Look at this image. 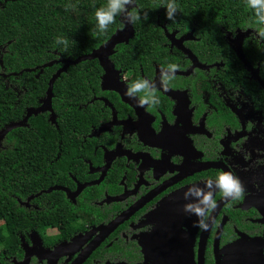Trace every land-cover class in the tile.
<instances>
[{"label":"flooded vegetation","instance_id":"1","mask_svg":"<svg viewBox=\"0 0 264 264\" xmlns=\"http://www.w3.org/2000/svg\"><path fill=\"white\" fill-rule=\"evenodd\" d=\"M162 27L163 51L144 64L114 61L117 46L131 39L116 45L117 89L103 87L96 58L102 73L99 89L79 103L94 116L87 132L78 131V155L48 187L12 194L15 229L8 246L0 244V264H264V41L252 29L224 30L218 50L189 26ZM169 64L178 70L165 91L160 75ZM6 77L0 84L17 93L9 103L0 95V105L17 119L0 125V151L13 146L9 132L20 125L8 127L29 111L22 125L40 113L57 125L49 90L31 105L19 81ZM141 79L155 83L158 105L139 107V96L125 95ZM222 173L239 179L244 196L214 190L203 231L185 211L198 201L185 193L206 192Z\"/></svg>","mask_w":264,"mask_h":264},{"label":"trees","instance_id":"2","mask_svg":"<svg viewBox=\"0 0 264 264\" xmlns=\"http://www.w3.org/2000/svg\"><path fill=\"white\" fill-rule=\"evenodd\" d=\"M170 2L173 0H134L132 6L140 15L133 23L135 37L117 46L114 61L138 65L161 54L166 39L163 25L169 30L189 26L207 47L218 50L224 49L219 43L224 30L264 27L256 23L246 0H174L178 7L174 20L166 17ZM69 5L75 7L66 9ZM106 5L107 0H0V81L5 76L19 81L23 100L36 105L48 93L54 74L66 67L52 89L57 125L50 123L46 113L34 115L28 125L9 132L13 146L0 151L1 245L8 246L15 229L16 199L12 194L40 191L52 184L53 173L66 175L64 170L70 167L65 165L74 163L82 142L78 131L90 129L94 110L91 105L79 109V103L91 97L93 88L99 89L102 67L97 59L70 61L96 50L123 27L124 17L117 16L107 31L98 32L95 12ZM58 37L68 41L66 48L56 43ZM16 93L0 84V95H6L7 103ZM16 115L0 105V125L16 120Z\"/></svg>","mask_w":264,"mask_h":264},{"label":"clouds","instance_id":"3","mask_svg":"<svg viewBox=\"0 0 264 264\" xmlns=\"http://www.w3.org/2000/svg\"><path fill=\"white\" fill-rule=\"evenodd\" d=\"M134 0H107V5L100 7L95 12L97 21V30L99 33L107 31L109 25L115 23L117 16H123L124 19L130 23H135L136 20L140 19V15L135 11ZM132 6V7H130ZM246 6L254 11L256 16V23L258 25H264V0H246ZM67 7L74 8V5ZM132 8V11H129ZM166 17L169 20H174L175 15L178 11V7L173 2L166 5ZM257 42L264 41V27L257 28L256 30ZM56 43L63 44L65 48L68 46V41L61 37H58ZM178 70V65L169 64L166 69L161 70L160 75V86L165 91L168 90L170 83L175 79V73ZM157 88L154 82L141 79L137 80L128 85L125 95L129 98H136L137 105L139 107L155 106L160 103L158 96L156 95ZM143 93V95H139ZM204 189L198 186H193L188 189L185 193V198L193 197L198 203L188 204L185 206V211L195 214L198 220L194 224L195 227L207 231L208 224V213H210L216 207V202L213 199L214 190L221 192L225 199H241L244 196V187L239 179L233 176L231 173L220 174L215 181L208 180L205 183Z\"/></svg>","mask_w":264,"mask_h":264},{"label":"water","instance_id":"4","mask_svg":"<svg viewBox=\"0 0 264 264\" xmlns=\"http://www.w3.org/2000/svg\"><path fill=\"white\" fill-rule=\"evenodd\" d=\"M124 22H125L124 28L117 30L106 43H104L103 45H101L99 48L92 51L91 53L80 56L77 59L72 61L73 63L76 64V63L83 61V60H86V59H96V58L99 59L100 64L103 66V68L105 69V72H106L104 77H103L104 80L102 83L103 87L105 89H117L115 86L111 85V82L114 83L116 81L114 79L116 76V70H115V67H114L111 59H110V55L114 53V49H115L117 44L122 43V42H129V40L134 38V36H135V29H134L133 24L128 23L126 20ZM240 41H241V37L239 35L237 38V41H235V46H237L239 53H241ZM50 64H52V63L45 64L44 66H47ZM65 69H66V67L59 69L56 72V74H54L53 78L51 79L50 88H49L50 96L48 98V102H49V99H50V102H52V99H51L53 96L52 87H53L54 81L61 74V72ZM108 78L113 79V80L109 81ZM50 102H49L48 109L53 111L52 106L50 105ZM34 113H36V111ZM31 114L32 113L29 111L28 116L24 120H22L21 122L14 123V124L10 125L6 131H8L9 129L16 127L18 125H22L25 122V120L26 121L28 120V117ZM52 119L54 121L56 120L54 113L52 114ZM4 133H5V131L2 132V135Z\"/></svg>","mask_w":264,"mask_h":264}]
</instances>
